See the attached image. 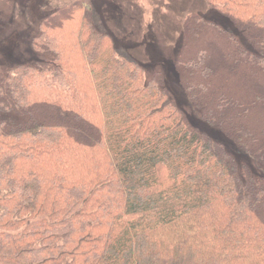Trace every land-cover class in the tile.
Returning <instances> with one entry per match:
<instances>
[{
  "label": "trees",
  "instance_id": "trees-1",
  "mask_svg": "<svg viewBox=\"0 0 264 264\" xmlns=\"http://www.w3.org/2000/svg\"><path fill=\"white\" fill-rule=\"evenodd\" d=\"M207 2L254 50L190 13L176 68L200 96L235 70L204 113L254 127L264 113V0ZM99 22L92 0H73L41 22L35 64L0 71V261L264 264L263 180L228 163L168 97L163 73L145 80ZM12 111L26 120L2 114Z\"/></svg>",
  "mask_w": 264,
  "mask_h": 264
},
{
  "label": "rangeland",
  "instance_id": "rangeland-1",
  "mask_svg": "<svg viewBox=\"0 0 264 264\" xmlns=\"http://www.w3.org/2000/svg\"><path fill=\"white\" fill-rule=\"evenodd\" d=\"M72 1L0 0V71L21 64H35L42 52L33 47L32 41L40 32L41 22L52 11ZM92 5L99 15L97 28L106 31L118 47L144 66L145 80L150 79L154 72L161 71L168 97L174 101L178 110L181 109L188 124L204 132L209 140L215 142L227 156V162L229 163V158L232 159L237 171L245 178H250L252 183L256 180L264 182V153L260 152L264 148V140L259 141L258 134L255 133L261 132L260 135L264 138V113L258 111L259 115L253 116L254 127L250 126L247 118L234 117L231 121L222 123L219 118L223 119L224 113L217 114L211 110H208V114L204 113L211 90L215 87L225 91L237 80L236 71H222L218 75V87L214 86L200 96L201 91L197 87L186 90L183 78L189 75L184 71L179 73L176 68L188 14H200L231 30L235 41L254 50L239 23L236 25L228 14L210 6L207 0H92ZM74 23L75 21L68 22L67 26ZM202 40L204 38L199 42ZM219 49L214 55H217ZM44 54L52 55L51 52ZM225 59L226 56L223 57ZM199 75L193 77L197 78ZM2 114L13 115L24 121L27 118V115L15 111ZM110 206L118 209L119 205L110 203ZM117 213H120V208ZM0 264L5 263L0 261Z\"/></svg>",
  "mask_w": 264,
  "mask_h": 264
}]
</instances>
